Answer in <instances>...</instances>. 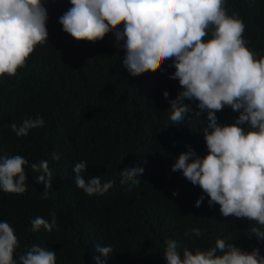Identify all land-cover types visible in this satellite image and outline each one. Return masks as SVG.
<instances>
[{"label":"trees","instance_id":"1","mask_svg":"<svg viewBox=\"0 0 264 264\" xmlns=\"http://www.w3.org/2000/svg\"><path fill=\"white\" fill-rule=\"evenodd\" d=\"M45 7L48 42L35 48L16 76L0 81V152L20 154L30 162L48 159L54 172L48 199L41 198L44 185L30 168L24 194L0 191V221L15 228L17 253L38 243L57 253V264H94L93 242L109 241L106 264H166L168 238L182 248L204 249L221 237L246 251L259 247L264 255V243L248 234L253 220L223 216L218 204L209 206L198 185L182 171H172L189 148L200 156L207 153L203 128L208 120L205 112L199 119L171 124L169 100L182 90L178 79L170 78L175 71L171 58L130 72L114 33L96 42L77 41L59 23L70 0H45ZM227 8L243 18L249 46L264 53V0H228ZM185 102L198 111V101ZM37 113L45 127L26 137L12 132L11 123ZM238 115L226 106L217 111L218 123L231 124ZM53 152L61 155L59 161H52ZM80 160L88 162V176L113 177L103 193L88 196L75 185L72 169ZM129 164L145 171L139 186L125 190L128 181L120 182L119 169ZM201 195L205 198L196 207ZM51 212L59 231H30L33 218L50 220ZM191 227H200L204 236L186 237Z\"/></svg>","mask_w":264,"mask_h":264},{"label":"clouds","instance_id":"2","mask_svg":"<svg viewBox=\"0 0 264 264\" xmlns=\"http://www.w3.org/2000/svg\"><path fill=\"white\" fill-rule=\"evenodd\" d=\"M227 4L228 0H70L59 23L77 41L96 42L114 33L118 45L122 42L123 65L130 72L171 58L175 71L170 78L178 79L182 89L169 100L171 124L180 125L193 116L199 119L205 112L208 120L203 128L207 153L200 156L189 148L172 164V171H182L198 185L209 197V206L218 204L223 216L253 220L248 234L264 243V53L249 46L243 18L238 11L230 13ZM48 19L45 0H0V81L16 76L27 67L35 48L48 42ZM163 96L169 97L167 90ZM186 99L198 101V111ZM226 106L239 115L231 124L218 123L217 111ZM45 125L37 113L10 128L17 137H26ZM60 158L59 153L51 154L52 161ZM26 168L37 173L36 182L44 185L41 198L48 199L54 177L49 160L30 162L20 154L0 152V191L24 194ZM87 169L86 160L72 169L75 185L86 195H99L113 182L112 176H88ZM144 171L136 164L124 165L118 179L128 181L125 190H131L139 186ZM204 198L201 195L195 206ZM49 215L50 220L33 218L30 231H59L55 212ZM184 235L200 238L204 232L191 227ZM93 246L94 264H106L111 242L94 241ZM19 247L15 228L0 221V264H57V253L38 243L22 253H17ZM164 256L166 264H264L259 247L246 251L221 237L204 249L182 248L168 238Z\"/></svg>","mask_w":264,"mask_h":264}]
</instances>
